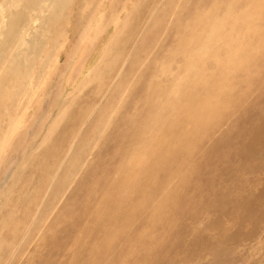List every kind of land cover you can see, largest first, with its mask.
<instances>
[{"label": "rangeland", "instance_id": "1", "mask_svg": "<svg viewBox=\"0 0 264 264\" xmlns=\"http://www.w3.org/2000/svg\"><path fill=\"white\" fill-rule=\"evenodd\" d=\"M48 13L3 22L0 264H264V0Z\"/></svg>", "mask_w": 264, "mask_h": 264}, {"label": "bare ground", "instance_id": "2", "mask_svg": "<svg viewBox=\"0 0 264 264\" xmlns=\"http://www.w3.org/2000/svg\"><path fill=\"white\" fill-rule=\"evenodd\" d=\"M66 3L67 0H59V2L56 0H0V26L2 27H0V46L5 35L9 33L5 30V24L3 25L8 11V18H10L13 12L24 10V12H26L27 16L30 17L31 20L29 26H32L31 28L37 30L42 22L54 21L55 14L52 16L50 13H48L53 6H62L63 4L65 6ZM47 13L49 14L48 16ZM8 35H11V33H9ZM26 39L27 38H25L24 42L22 43H19L17 45L15 44L16 46L14 44L11 45V51H17L15 56L13 57V60L11 61L12 63L4 68L3 75L10 74L11 69L13 70L15 67H17V63L20 60V57L22 55H27L28 51L26 48ZM3 56L4 53L0 52V64L2 63Z\"/></svg>", "mask_w": 264, "mask_h": 264}]
</instances>
